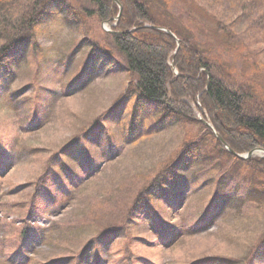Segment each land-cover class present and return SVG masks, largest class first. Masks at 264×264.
Masks as SVG:
<instances>
[{
	"label": "rangeland",
	"instance_id": "obj_1",
	"mask_svg": "<svg viewBox=\"0 0 264 264\" xmlns=\"http://www.w3.org/2000/svg\"><path fill=\"white\" fill-rule=\"evenodd\" d=\"M141 1L264 100V2ZM110 29L91 0L51 3L31 37L0 28V264H264V170L221 151L194 109L176 125L136 118Z\"/></svg>",
	"mask_w": 264,
	"mask_h": 264
},
{
	"label": "trees",
	"instance_id": "obj_2",
	"mask_svg": "<svg viewBox=\"0 0 264 264\" xmlns=\"http://www.w3.org/2000/svg\"><path fill=\"white\" fill-rule=\"evenodd\" d=\"M25 1L26 5L17 7L16 11L12 10L13 7L7 2L0 0V11L3 12L7 7L11 10V17H14L13 22H4L0 25L2 30L7 27L11 31L21 29L20 35L26 33L31 37L33 26L50 4L62 6L64 2V0ZM91 2L102 23L117 18L119 8L113 0ZM118 2L122 7V13L119 23L112 31L119 34L108 35L113 39L132 77L126 91L128 97L136 99L135 117H140L141 114L154 115L163 124L176 125L182 121H194V109L205 120H209L225 144L235 153L247 154L256 149L264 150V100L256 101L249 93L231 88L215 76L213 64L201 52L197 42L181 37L178 32L171 30L179 39L178 43L165 32L153 29V26L159 25L145 2L141 0ZM263 2L264 0L259 1V7ZM184 10L191 17L194 14L196 21H200L199 28L205 33L225 39L230 36L229 33L221 32L216 23L213 24L209 20L211 17L205 10L201 12L189 7ZM94 12L89 10L91 15H94ZM195 13H201L202 18ZM16 42L18 40L13 41V44ZM11 45L7 49L6 47L1 49L0 61L4 57L6 59ZM215 142L218 148L225 152L216 139ZM251 161L254 166L264 170V160ZM161 177H153V181L157 182ZM145 192L148 194L149 188ZM140 201V197L137 198L128 208V212L134 211Z\"/></svg>",
	"mask_w": 264,
	"mask_h": 264
},
{
	"label": "water",
	"instance_id": "obj_3",
	"mask_svg": "<svg viewBox=\"0 0 264 264\" xmlns=\"http://www.w3.org/2000/svg\"><path fill=\"white\" fill-rule=\"evenodd\" d=\"M113 1H114V2L119 6V8H120V12H119L118 18L116 19V21L119 22L120 17H121V13H122V7L120 6L118 0H113ZM153 29L164 31V32H166L168 35H170L172 38L177 39V38L173 35V33H171L169 30H166V29H163V28H160V27H153ZM200 120L203 122V124H204L207 128H209V129H211V130L213 131V127H212L207 121H204L202 118H201ZM213 133H214L215 137L217 138V140H218L221 144H223V146L225 147V149L228 150L231 154H233V155H234L236 158H238V159H241V160H249V159H251V158L255 155L256 152L264 153L263 150L258 149V150H255V151H253V152H250V153H248V154H246V155L236 154L231 148H229L228 146L225 145L223 139L220 137V135H219L217 132L213 131ZM263 158H264V157H263Z\"/></svg>",
	"mask_w": 264,
	"mask_h": 264
},
{
	"label": "bare ground",
	"instance_id": "obj_4",
	"mask_svg": "<svg viewBox=\"0 0 264 264\" xmlns=\"http://www.w3.org/2000/svg\"><path fill=\"white\" fill-rule=\"evenodd\" d=\"M255 156L262 157V156H264V153H261V152H256V153H255Z\"/></svg>",
	"mask_w": 264,
	"mask_h": 264
}]
</instances>
